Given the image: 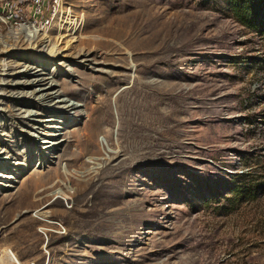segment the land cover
Returning <instances> with one entry per match:
<instances>
[{
    "label": "rangeland",
    "instance_id": "rangeland-1",
    "mask_svg": "<svg viewBox=\"0 0 264 264\" xmlns=\"http://www.w3.org/2000/svg\"><path fill=\"white\" fill-rule=\"evenodd\" d=\"M263 58L227 0H0V253L264 264Z\"/></svg>",
    "mask_w": 264,
    "mask_h": 264
},
{
    "label": "bare ground",
    "instance_id": "bare-ground-1",
    "mask_svg": "<svg viewBox=\"0 0 264 264\" xmlns=\"http://www.w3.org/2000/svg\"><path fill=\"white\" fill-rule=\"evenodd\" d=\"M30 33H31V31H29V30H27V32H24V37H27L26 38L27 40L34 39V35L31 36ZM40 46H42V45H40ZM34 73L35 72H31V74L35 75ZM30 87L31 88L32 87H37V88L33 89L31 91L30 95H28V93H23V95H21L19 100L18 99L15 100L16 103H22V101H27L29 98L34 97V96H37V99L39 98L40 101L46 100V97L49 95V94L46 95V92L52 90L53 84L52 83H47L46 78H44V79L38 80L36 84H31ZM104 93L106 94L107 91L98 89L94 96L89 95L86 98V100L84 102V105H83L85 107V109L87 110V113L84 116L85 117V121H84V124H83L85 130L86 129H92L93 127H95L97 125V118H95L94 112H95V110L98 107L97 104H100L101 102H103L104 98H101V97L103 96ZM59 95H61V94H59ZM52 97L54 98V96H52ZM73 97L74 98H78L79 96L75 95ZM94 100H96V101H94ZM61 102L64 103V107L62 109H65L66 113L69 112V113H73V114L78 115V107H80L79 105L73 104V103L67 101L66 99L65 100L62 99ZM92 102L95 103V105L92 108H91V106L89 108V104L92 103ZM27 117H28V119H30L31 123L36 121V118L34 117V114H32L31 111H30V114L28 112ZM47 121L54 122L55 119H49ZM26 125H28V124H26ZM27 127L31 128V129H35V130L37 129L36 127H34V125H31V124H29ZM49 127H54V126L53 125H49ZM29 144L33 145L32 142L29 143Z\"/></svg>",
    "mask_w": 264,
    "mask_h": 264
},
{
    "label": "trees",
    "instance_id": "trees-1",
    "mask_svg": "<svg viewBox=\"0 0 264 264\" xmlns=\"http://www.w3.org/2000/svg\"><path fill=\"white\" fill-rule=\"evenodd\" d=\"M233 18L241 25H244L251 32L259 34L264 40V0H227ZM264 65V58L257 60ZM246 187V188H243ZM261 188H258V191ZM250 185L235 184L231 189L232 196L246 197L253 194ZM264 192V189L260 190Z\"/></svg>",
    "mask_w": 264,
    "mask_h": 264
},
{
    "label": "built area",
    "instance_id": "built-area-1",
    "mask_svg": "<svg viewBox=\"0 0 264 264\" xmlns=\"http://www.w3.org/2000/svg\"><path fill=\"white\" fill-rule=\"evenodd\" d=\"M11 253H13V252L10 251L9 249H3L1 251L0 255H2V256H4V255H10L11 256V258H9V262L6 260V262L4 261L3 264H23L19 260L16 261L15 258L11 255ZM14 256L17 258V256L15 254H14ZM25 264H30V263H25Z\"/></svg>",
    "mask_w": 264,
    "mask_h": 264
}]
</instances>
